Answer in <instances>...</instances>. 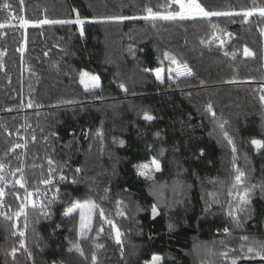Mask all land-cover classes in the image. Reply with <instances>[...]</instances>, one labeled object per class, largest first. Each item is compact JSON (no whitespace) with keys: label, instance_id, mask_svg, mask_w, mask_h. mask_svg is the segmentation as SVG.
I'll list each match as a JSON object with an SVG mask.
<instances>
[{"label":"trees","instance_id":"1","mask_svg":"<svg viewBox=\"0 0 264 264\" xmlns=\"http://www.w3.org/2000/svg\"><path fill=\"white\" fill-rule=\"evenodd\" d=\"M170 3L0 0V264L259 261L244 257L264 244V149L251 144L264 141V16L243 12L264 0H197L240 15L143 19L179 10ZM165 53L191 74L157 80ZM153 157L160 170L139 175ZM234 163L251 189L239 209ZM75 202L96 205L83 236L80 214L64 215Z\"/></svg>","mask_w":264,"mask_h":264},{"label":"snow or ice","instance_id":"2","mask_svg":"<svg viewBox=\"0 0 264 264\" xmlns=\"http://www.w3.org/2000/svg\"><path fill=\"white\" fill-rule=\"evenodd\" d=\"M172 5L178 6V11H169L167 14H161L159 12H153L151 8L146 9L147 16L143 17L145 20H155V19H161V20H185V19H195L196 17H203V18H210L212 16H231V15H240L241 13H233V12H226V11H207L205 8H203L199 3H197V0H171V3L168 5L171 7ZM3 8L7 9L9 8V4L4 3ZM254 11H258L261 16H264V7L254 9L251 11H245L243 12V15L245 17L251 16L254 14ZM113 19H127V17H119V18H113ZM72 21H49L44 20L42 23L48 24V23H70ZM75 23L82 24L83 21L77 19L74 21ZM27 21H23L22 24H27ZM0 27H4L3 24H0ZM262 34H264V31H262ZM227 55V53H225ZM244 54L246 56L252 55L251 52L248 51L247 48L244 49ZM165 58L170 59L173 64H176L177 61L175 57H171L168 55V53H165ZM172 69H169V72H171ZM177 75H185V74H191V70L188 69V66L185 64L183 66V71L179 69V67L176 69ZM157 78H160V70H157ZM80 83L84 85L85 90H88L89 88H95L99 87V79L98 77H89L87 73H82L80 77ZM121 87H123L121 85ZM261 100L264 101V96H261ZM31 107V105H29ZM209 111H211V106L209 105ZM214 115V114H213ZM154 117L151 115H148L147 113L144 115V119L147 121H151ZM223 127V125H221ZM227 136V134H225ZM229 144L232 143L231 139L228 140ZM251 144L255 147L257 151H260L261 149H264V141L253 139L251 141ZM19 146V145H18ZM233 152L235 153L236 149L233 147ZM235 160V157H234ZM51 163V161H49ZM160 162L153 157L149 162L141 163L137 165L138 174L141 176H146L148 173H150L153 169L155 171L160 170ZM233 167L235 168V163L233 164ZM4 170V165L0 163V173H2ZM16 171H20V169H17ZM236 175L234 177V183L232 185V190L229 191V196H233L237 201V209H239L242 205L247 204L250 202V195H251V189L249 188H243L241 189V186L243 185V180L245 177V173L240 171L238 168H235ZM15 175V173H12ZM4 176L0 175V182L4 181ZM22 177L20 180H17L16 183L20 185L21 188L24 187V184L22 182ZM45 183H50V181H45ZM234 190V191H233ZM31 193H28V196H31ZM4 196V190L3 188H0V198ZM119 203V202H118ZM35 207L36 205L33 203L32 205ZM88 208L91 212L92 209L96 208V205L92 202H87L85 204H81L79 202L75 203L72 207L68 208L67 211H65V216H72L74 212H76L77 209H84ZM153 215L155 216L157 214L156 207L152 208ZM122 214V213H121ZM230 215L232 212L230 211ZM17 219H19L20 216H25L26 213L24 211V206H21L20 210L15 214ZM100 215L103 217L104 213L101 210ZM90 219V217H89ZM108 224L112 225V227L115 229V225L112 224L111 220L106 221ZM89 223L86 222L85 216L83 212H81V236L84 235L85 230H89ZM103 229H101L102 231ZM116 231V241L117 243H120V231L119 229H115ZM227 231V229L225 230ZM20 236L24 235V232L21 231L19 233ZM242 239L247 240V237H242ZM21 247H24L23 242H21ZM77 251H81L78 245H75ZM15 249H13V255H15ZM247 252L249 254H252L251 256H245V259L253 258V259H259L261 261H264V244L259 245V250L255 246H249L247 249ZM81 255H83V252L81 251ZM226 255V253H225ZM93 264H95L96 257H92ZM162 257L158 255H154L149 262V264H161ZM232 264H237L235 260L232 261Z\"/></svg>","mask_w":264,"mask_h":264},{"label":"rangeland","instance_id":"3","mask_svg":"<svg viewBox=\"0 0 264 264\" xmlns=\"http://www.w3.org/2000/svg\"><path fill=\"white\" fill-rule=\"evenodd\" d=\"M255 13H258L259 14V12L258 11H256ZM179 67V69L181 70V71H183V67L182 66H179V65H177V64H173L171 67H168V68H166V69H158V70H160V78L158 79L157 78V70H155L154 71V75H155V77L157 78V80H159V81H162V79H163V77L164 76H168V77H170V75H172V74H174V75H176V76H178V77H180V76H184V75H177V72H176V69ZM169 69H172V71L171 72H169ZM88 74V76L89 77H97L96 75H94V74H92V73H87ZM186 75V74H185ZM83 85V84H82ZM261 85H262V87L264 88V81L261 83ZM83 87H84V85H83ZM99 87H100V83H99ZM99 87H95V88H89V89H99ZM85 88V87H84ZM138 170V169H137ZM155 172H157V171H155L154 169L150 172V173H148L147 175H146V177H148V178H152L153 177V173H155ZM75 203H77V202H75ZM74 203V204H75ZM79 203H81V204H85V203H82V202H79ZM73 204V205H74ZM72 205V206H73ZM72 206H70V207H72ZM69 207V208H70ZM68 209V208H67ZM67 209L65 210V211H67ZM76 212L77 213H79L80 214V216H81V212H83V214H84V216H85V220H86V222H88V220H89V217H90V215H91V212H90V210L88 209V208H84V209H77L76 210ZM65 213V212H64ZM232 259H228V258H222V259H214V260H201V261H197L196 262V264H232ZM237 262V264H264L263 262H248V261H236ZM149 264V263H148Z\"/></svg>","mask_w":264,"mask_h":264},{"label":"water","instance_id":"4","mask_svg":"<svg viewBox=\"0 0 264 264\" xmlns=\"http://www.w3.org/2000/svg\"><path fill=\"white\" fill-rule=\"evenodd\" d=\"M252 262H263L264 263V261H261V260H259V261H252Z\"/></svg>","mask_w":264,"mask_h":264}]
</instances>
